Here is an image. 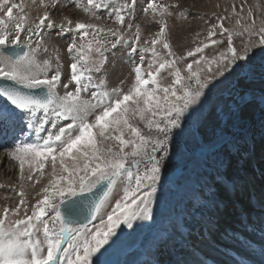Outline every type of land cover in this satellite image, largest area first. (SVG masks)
<instances>
[{
    "label": "snow or ice",
    "instance_id": "6c2138e0",
    "mask_svg": "<svg viewBox=\"0 0 264 264\" xmlns=\"http://www.w3.org/2000/svg\"><path fill=\"white\" fill-rule=\"evenodd\" d=\"M60 2L0 0V81L8 82L0 83V128L24 134L27 124L36 136L7 150L19 166L18 184L0 189L18 199L0 210V264H110L107 257L120 242L116 229L153 218L158 186L171 179L162 173L171 165L173 130L181 129L185 113L201 102L213 79L226 72L247 76L254 50L264 51V6L258 2L213 12L215 22L204 20L206 34L197 32L195 46L181 55L172 49L168 23L173 17L188 20V9L179 3L140 0L142 23L157 27L142 39L137 0L110 11L107 0H64L65 8L74 6L88 19L65 15L57 22L51 11ZM33 8L35 16L26 11ZM102 9L112 25L98 23L105 19ZM53 31L70 37L64 41L67 64L58 45L49 54L46 33ZM210 45L220 50L209 57L204 50ZM118 48L138 54V61L132 63L130 83L122 79L109 89L92 73L103 72L105 53L115 56ZM104 181L106 189L88 202L86 194ZM81 205L89 209L87 222L77 223Z\"/></svg>",
    "mask_w": 264,
    "mask_h": 264
},
{
    "label": "rangeland",
    "instance_id": "374dc122",
    "mask_svg": "<svg viewBox=\"0 0 264 264\" xmlns=\"http://www.w3.org/2000/svg\"><path fill=\"white\" fill-rule=\"evenodd\" d=\"M127 2L129 0H107L108 11L113 5ZM164 2L179 3L182 9L187 8L189 11L186 22L176 21L174 17L168 18L171 29L169 39L177 55L195 46L193 40L197 32H200L202 37L206 34L203 21L215 22L213 12L224 14L225 7L231 10L233 3L237 11L240 10L242 3L254 5L258 2L264 6V0H164ZM136 8V22L142 23L140 0H137ZM26 11H30L33 16L37 14L35 8ZM99 14L105 19L98 23L112 25L113 22L106 18L105 10L102 9ZM65 15L73 19H88L74 6L65 8L64 0H61L58 7L51 11V17L59 22ZM223 23L228 26L227 21ZM142 27V39L157 30L154 25L148 26L142 23ZM69 39V36H64L63 39L57 37L55 31L46 33L49 54H52V48L58 45L61 61L65 64L68 59L64 51V41ZM213 39L220 37L215 36ZM235 45L238 49L242 47L239 39L235 41ZM219 50L220 46L210 45L204 50V54L210 57ZM115 52V56L112 51L105 53L108 62L103 72L92 73L95 80L104 78L109 89L116 87L122 79L130 83L134 77L131 73L132 63L134 60L138 61V54H130L129 49L118 48ZM254 52L255 55L251 59L252 71L247 76L243 78L235 74L228 76L226 72L227 78L213 79L209 88L205 89V96L201 97V102L185 113L181 120V129L173 130L169 145L171 165L162 173L163 176L171 179L158 186L153 203V218L150 221H134L131 229L123 224L116 229L120 242L107 257L110 264H213L209 260L216 264L234 262V264H264V234H258L263 229L264 207L260 208L257 215L254 211L258 205H264V167H262L264 149L260 154L256 151V148H264V51L257 48ZM44 58H46L44 55L39 57L41 60ZM64 71L67 72L66 69ZM163 77L162 82L166 83L167 74L164 73ZM60 91L62 94L63 89ZM226 93H229L230 97L225 96ZM60 123L63 126L66 122ZM9 134L10 138L11 135L15 136L14 143L21 138L28 142L36 139L35 133L28 129L27 124L23 135L19 131L13 133L11 130ZM6 139L7 137H3L1 142ZM14 147L13 144L6 146V149L0 147V184H18V163L7 157V150ZM176 167L178 170H185L174 181L173 174L176 173ZM27 169L26 164V173ZM50 170V161H48L45 163V171L50 172ZM229 177L233 178L229 180ZM46 179L47 177L43 182H46ZM40 186L37 185L36 190ZM26 191L32 194L33 189L29 186ZM247 191L250 198L252 191V198H257L258 205L255 206V202L251 205L253 200L250 199L248 205L241 195L236 196L239 197L237 201L230 197L232 192L238 195L247 194ZM117 196L118 190L112 194L113 204ZM17 199L10 190L0 189V210L5 206H14ZM225 201L231 207L223 206ZM235 202L240 203L238 210ZM241 203L242 206L244 205V210L252 208L249 216L259 220L258 223L248 218L249 223L254 227L253 232L249 230L251 226L245 221L246 226H242V220L237 216L234 218L235 215L249 212V210L245 212L241 210ZM250 205L255 208L249 207ZM218 207L226 209L222 210L227 214L226 217L221 215L223 218L218 219ZM93 223L98 224L99 220ZM258 224L261 226L259 227ZM148 232L150 236L143 241V235ZM235 242L241 243V246ZM256 245L260 250L254 253ZM239 256L246 259V263L236 261L240 260Z\"/></svg>",
    "mask_w": 264,
    "mask_h": 264
},
{
    "label": "bare ground",
    "instance_id": "6f19581e",
    "mask_svg": "<svg viewBox=\"0 0 264 264\" xmlns=\"http://www.w3.org/2000/svg\"><path fill=\"white\" fill-rule=\"evenodd\" d=\"M62 8H63V7H62ZM68 13H69V12H68ZM0 130H1V132H2L1 135H0V137H2V138H3V137H6V136L9 134V130H8L7 132H5V130L2 129V128H0ZM9 135H10V134H9ZM14 138H15V136L11 135L10 143L13 142V139H14ZM5 144H6V143H5ZM6 146H9V145H5V146L0 145L1 149H6ZM263 149H264V148H262V147H260V149H257V148H256L257 154H260V153L263 151ZM262 167H264V162L262 163ZM232 178H233V177H229L228 179L231 180ZM240 180H241V179H240ZM231 194H234V196L237 195V194H235V193H233V192H232ZM239 195H241V197H244V200H245V202H247L248 205H249L248 199L253 200V201L251 202V205H253L254 202L257 203V201H258L256 197H253V198H252V194H251V193H250L251 198L248 197V196H249V195H248V191H247V194L239 193L238 196H239ZM227 196H228V198H229V195H228V194H227ZM230 197H231V195H230ZM238 198H239V197H237V198L235 199V201H237ZM246 199H247V200H246ZM229 200H230V199H229ZM216 202H218V201H216ZM233 203H234V202H233ZM233 203H232V204H233ZM245 204H246V203H245ZM228 205H229V207H231V205H230L227 201H225L224 204H223V206H228ZM235 205H237L236 208H237V210H238V207H239L240 203H239V202H238V203L235 202ZM251 205H250V206H251ZM258 206H259V207L255 208V210H254V211L257 212V213L255 212L256 215L258 214V212H260V210H261L260 208H263V207H264V205H262V204H261V205H258ZM229 207H228V208H229ZM240 208L243 210L244 205H243V207H240ZM224 209H225L224 207H222V208H221V207H218V209H217V210L219 211V217H218V219L221 218L222 216L227 215V214L222 213V210H224ZM249 209H252V208H249ZM225 210H226V209H225ZM234 210H235V209H234ZM262 210H263V209H262ZM235 211H236V210H235ZM247 211H248V210H247ZM220 212H221V214H220ZM238 212H239V211H238ZM251 213H252V212L249 211V212H247V213H244V214L241 213V214H242V216L246 215V216L248 217ZM221 215H222V216H221ZM235 216H236V215H235ZM235 216H234V218H235ZM246 216H245V217H246ZM225 217H226V216H225ZM247 217H246V219H247ZM260 217H261V216H260ZM213 218H216V217H213ZM222 218H223V217H222ZM243 218H244V217H243ZM261 218H262V217H261ZM261 218H260V219H261ZM220 221H221V220H220ZM220 223H222V222H220ZM223 224L225 225V223H223ZM199 225H200V224H199ZM262 225H264V220L262 221ZM244 226H246V225H244ZM205 233H206V232H205ZM210 236H211V235H210ZM256 239H257V238H256ZM257 240H258V239H257ZM257 240H256V241H257ZM258 241H259V240H258ZM259 242H260V241H259ZM235 243H236L238 246H241V243H238V242H235ZM258 244H259V243H258ZM260 246L263 247V245H260ZM258 249L260 250V248L258 247V245H256V246H255V250H254L253 252L255 253V251H257ZM173 250H174V249H173ZM174 254H175V253H174ZM169 257H170V256H169ZM198 257H199V255H198ZM239 257H240V256H239ZM199 259L201 260L200 257H199ZM221 259H223V258H221ZM224 259H225V258H224ZM233 261H234V260H233ZM236 261H238V262H240V261L245 262L246 259L240 257V260H236ZM234 263H235V262H234ZM234 263H233V264H234ZM245 263H246V262H245ZM249 264H250V263H249Z\"/></svg>",
    "mask_w": 264,
    "mask_h": 264
},
{
    "label": "water",
    "instance_id": "95a60500",
    "mask_svg": "<svg viewBox=\"0 0 264 264\" xmlns=\"http://www.w3.org/2000/svg\"><path fill=\"white\" fill-rule=\"evenodd\" d=\"M9 50L10 51H17V52L23 51L21 48H19V47H13V46H9ZM0 83H7V82L0 81ZM37 91H39V90H37ZM106 185H107V182L104 181V182H102L101 185H98L96 189H93V192L92 193L86 194L87 201L90 202L91 200L96 199L99 195H101L102 194V191L104 189H106ZM72 199L82 200V199H85V197H75V198H72ZM80 210L82 211V215L81 214L76 215L74 217V220L77 223H79V222H87V221L83 220V217L88 215V212H89L88 207H86L84 205H81L80 206ZM62 211H63V209H62Z\"/></svg>",
    "mask_w": 264,
    "mask_h": 264
}]
</instances>
